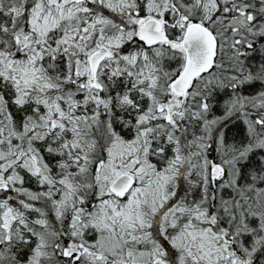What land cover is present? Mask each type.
Instances as JSON below:
<instances>
[{"label":"snow or ice","instance_id":"snow-or-ice-1","mask_svg":"<svg viewBox=\"0 0 264 264\" xmlns=\"http://www.w3.org/2000/svg\"><path fill=\"white\" fill-rule=\"evenodd\" d=\"M0 264H264V0H0Z\"/></svg>","mask_w":264,"mask_h":264}]
</instances>
